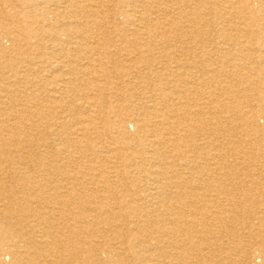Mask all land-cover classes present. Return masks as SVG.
Instances as JSON below:
<instances>
[{
    "label": "bare ground",
    "instance_id": "6f19581e",
    "mask_svg": "<svg viewBox=\"0 0 264 264\" xmlns=\"http://www.w3.org/2000/svg\"><path fill=\"white\" fill-rule=\"evenodd\" d=\"M258 116L264 0H0V264H264Z\"/></svg>",
    "mask_w": 264,
    "mask_h": 264
},
{
    "label": "rangeland",
    "instance_id": "374dc122",
    "mask_svg": "<svg viewBox=\"0 0 264 264\" xmlns=\"http://www.w3.org/2000/svg\"><path fill=\"white\" fill-rule=\"evenodd\" d=\"M15 2L19 5H21L22 7H24L25 3H27L28 0H15ZM23 10L25 11L26 9L23 8ZM59 22H60V19H59ZM3 46L7 48L9 46V44L7 42H3ZM258 100H259V97L254 96L253 103L258 102ZM252 124L257 125L258 127H263L264 126V119L262 118V116H258L253 120ZM127 129L129 132H133L134 126L132 124H128ZM260 261H261L260 258L254 257L253 260H251V264H262Z\"/></svg>",
    "mask_w": 264,
    "mask_h": 264
}]
</instances>
